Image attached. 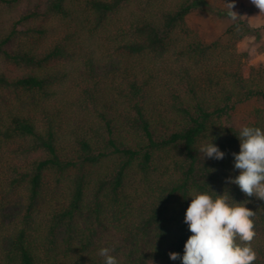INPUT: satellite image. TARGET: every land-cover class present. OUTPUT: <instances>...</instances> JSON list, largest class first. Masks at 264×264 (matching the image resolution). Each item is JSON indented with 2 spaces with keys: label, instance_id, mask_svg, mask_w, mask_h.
<instances>
[{
  "label": "trees",
  "instance_id": "trees-1",
  "mask_svg": "<svg viewBox=\"0 0 264 264\" xmlns=\"http://www.w3.org/2000/svg\"><path fill=\"white\" fill-rule=\"evenodd\" d=\"M207 0H0V264H181L192 190L253 210L235 177L238 128L264 130L259 29L242 20L202 40ZM51 39L49 34H56ZM252 37L254 43L242 45ZM225 157L209 159L201 144Z\"/></svg>",
  "mask_w": 264,
  "mask_h": 264
},
{
  "label": "clouds",
  "instance_id": "clouds-1",
  "mask_svg": "<svg viewBox=\"0 0 264 264\" xmlns=\"http://www.w3.org/2000/svg\"><path fill=\"white\" fill-rule=\"evenodd\" d=\"M264 15V0H251ZM227 15L235 20V0L225 3ZM239 153H232L234 169L239 174L226 178V183L236 185L246 197L264 201V130L243 126L239 130ZM199 152L204 157L222 160L225 153L211 142L201 144ZM191 202L186 209L184 222L191 235L184 244L183 255L170 252L169 258L181 264H255L257 252L252 246L256 237L253 217L256 213L245 203L235 202L225 194L215 196L208 192L192 190ZM107 247L99 250L104 264H119L117 257Z\"/></svg>",
  "mask_w": 264,
  "mask_h": 264
},
{
  "label": "rangeland",
  "instance_id": "rangeland-1",
  "mask_svg": "<svg viewBox=\"0 0 264 264\" xmlns=\"http://www.w3.org/2000/svg\"><path fill=\"white\" fill-rule=\"evenodd\" d=\"M206 2L207 9H196L187 17L188 24L198 31L203 41L224 40L227 28L235 21L242 20L249 26L259 29L260 42L264 45V15H260L259 9L251 3V0H235L233 11L238 14L235 20L228 17L225 5V3H230L232 0H207ZM57 34L49 35L53 39ZM252 43H254L252 37L241 42L242 45H251ZM262 63H264V52L249 61V64L254 66ZM259 105L260 101L254 99L237 105L224 123L227 126L240 129L252 121L251 111Z\"/></svg>",
  "mask_w": 264,
  "mask_h": 264
}]
</instances>
